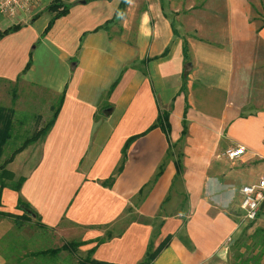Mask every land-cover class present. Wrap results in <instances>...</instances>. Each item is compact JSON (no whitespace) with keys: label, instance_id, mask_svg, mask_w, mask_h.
<instances>
[{"label":"crops","instance_id":"obj_1","mask_svg":"<svg viewBox=\"0 0 264 264\" xmlns=\"http://www.w3.org/2000/svg\"><path fill=\"white\" fill-rule=\"evenodd\" d=\"M51 2L0 16V33L19 26L0 38V97L9 88L14 110L49 113L64 94L43 140L6 167L24 182L1 191L0 213L21 215L20 199L41 228L3 215L0 264H139L166 240L150 264H264V213L247 222L239 208V189L263 177L237 184L264 161V0H203L184 14L126 0L116 18L121 0H64L45 33ZM160 110L168 135L150 129ZM237 146L239 159L223 156ZM48 239L60 244L40 247ZM72 242L78 259L34 255Z\"/></svg>","mask_w":264,"mask_h":264},{"label":"trees","instance_id":"obj_2","mask_svg":"<svg viewBox=\"0 0 264 264\" xmlns=\"http://www.w3.org/2000/svg\"><path fill=\"white\" fill-rule=\"evenodd\" d=\"M63 1L64 0H52V2L46 7V12L50 13L52 15V17H51V19H50V21L46 27L45 33L47 31H49V29L52 27L53 23L57 19L64 17L68 14L69 6L65 5L63 3ZM125 6H126V0H121L120 4L118 6V11L114 15L115 18L119 17L123 14ZM18 28H19V26H14V27H11V28L4 30L3 32L0 33V38H2L3 36H5L11 32L17 31ZM174 34H175V32H174ZM182 55H183L184 63L188 64V62H189L188 47H187V43L185 41L183 42ZM29 65L30 64L28 62L25 69H27L29 67ZM63 98H64V94H62L61 97L57 100L56 106L53 107V109H52L51 118L43 125V127H41L39 130L31 133V135L26 137L20 143V145L17 148H15L13 151H11V153L8 156L5 157V159H2L3 149L7 145L8 141L10 140V138L12 136V130H13V121L11 120V117H10V115L12 114V111L11 110H5V111L0 110V198H1V191L4 188H8L14 192H18L20 190V188L24 182V179L23 178L14 179V176L6 169V167L8 164L11 163L13 158L18 153L22 152L28 146H30V145L38 142V141L43 140V138L46 136V134L48 133V131L52 127V125H53V123H54V121L58 115V112L60 110ZM186 111L187 110L185 108V110L183 112V120H182V135H185V133H186V120H185ZM156 127L160 128L166 135L169 134L170 125H169V112L168 111L160 110V113L158 115L156 123L153 126H151L150 129H153ZM133 139L134 138H131L126 142V144L122 150L123 155H124L128 145L131 143V141H133ZM16 210L22 211V214L15 216L12 214L0 213V218L4 215L8 218H11L16 227H21L24 223H27L30 221V219L27 216L28 214L34 215L35 217H37L35 212L30 208V206L20 199H18V201H17ZM35 226L37 228H41L40 224L36 223ZM166 245H167V240L162 242L157 247V249H155L154 251H152V247L149 246L144 260L139 264H150L157 257V255L160 253V251ZM77 248H78V244L72 242V243H68V244L64 245L61 248L46 249V250L37 252L34 255L35 256L55 258L61 251H66V252L71 254L74 250H77ZM77 264H105V263H100V262L90 260L89 258H85L84 260H78Z\"/></svg>","mask_w":264,"mask_h":264},{"label":"rangeland","instance_id":"obj_3","mask_svg":"<svg viewBox=\"0 0 264 264\" xmlns=\"http://www.w3.org/2000/svg\"><path fill=\"white\" fill-rule=\"evenodd\" d=\"M171 1V6L178 8L182 14H184L187 9L190 6H198L199 4H202L203 0H170ZM168 7V6H167ZM169 9V8H168ZM5 98V99H3ZM11 98V92L10 89L8 88L6 91L5 97L1 96L0 97V110H11L12 114L10 115L11 120L13 121V130H12V136L10 140L8 141L7 145L3 149V154L8 156L11 151H13L15 148H17L20 143L31 133L39 130L43 125L51 118L52 115V109L53 107L56 106V101L52 104V107L50 109V112L47 113V107L45 109L43 108L42 110H23L21 112L14 110L13 103H9V99ZM6 100V101H5ZM252 111V112H251ZM255 110H247L245 114L253 113ZM217 110H214V115L216 116ZM44 118V121H41V118ZM170 125V124H169ZM170 133V132H169ZM186 134V133H185ZM185 135H182L181 132V137L183 138ZM175 159H178L179 162L182 160V155L176 153ZM190 163V161H189ZM260 177L264 178V161L263 162H258L252 168L247 172L244 173V177L237 179V184H241V181L248 183L249 180H254L258 179ZM184 201L186 200V196H183ZM28 218L30 219L29 222L24 223L22 228H26L30 231H35L39 232L38 228L35 226V218L33 215H27ZM45 236L48 234L45 233ZM60 243L53 242L48 239L46 242H43V244L40 245V247H55L56 245H59ZM75 251V252H74ZM71 254L73 255L72 258L78 259L76 250H74Z\"/></svg>","mask_w":264,"mask_h":264},{"label":"built area","instance_id":"obj_4","mask_svg":"<svg viewBox=\"0 0 264 264\" xmlns=\"http://www.w3.org/2000/svg\"><path fill=\"white\" fill-rule=\"evenodd\" d=\"M37 0H0V16L12 17L17 13H27ZM245 153V148L237 146L226 149L223 153L229 161L239 159ZM239 208L243 215V220L247 222L255 221L264 213V179H260L255 184L244 185L239 189Z\"/></svg>","mask_w":264,"mask_h":264},{"label":"water","instance_id":"obj_5","mask_svg":"<svg viewBox=\"0 0 264 264\" xmlns=\"http://www.w3.org/2000/svg\"><path fill=\"white\" fill-rule=\"evenodd\" d=\"M263 205H264V202L261 204V208L263 207Z\"/></svg>","mask_w":264,"mask_h":264}]
</instances>
